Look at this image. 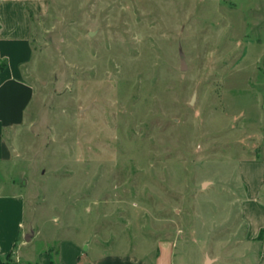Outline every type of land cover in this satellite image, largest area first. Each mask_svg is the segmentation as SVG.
<instances>
[{
	"label": "rangeland",
	"instance_id": "rangeland-1",
	"mask_svg": "<svg viewBox=\"0 0 264 264\" xmlns=\"http://www.w3.org/2000/svg\"><path fill=\"white\" fill-rule=\"evenodd\" d=\"M30 42L34 94L0 172L28 248L264 255V0H47Z\"/></svg>",
	"mask_w": 264,
	"mask_h": 264
},
{
	"label": "crops",
	"instance_id": "crops-1",
	"mask_svg": "<svg viewBox=\"0 0 264 264\" xmlns=\"http://www.w3.org/2000/svg\"><path fill=\"white\" fill-rule=\"evenodd\" d=\"M46 10L47 0H0V172L2 165L18 154L14 131L24 122L34 94L33 86L25 79L26 67L33 55L32 17L43 15ZM11 178L0 173V258L9 256L20 264H50L51 249L35 254L28 248L32 234L24 230L26 202ZM258 184L261 186L262 181ZM259 208V211L264 210ZM261 227L264 229V225H254L253 232H260ZM261 252L260 249L255 264L264 260ZM53 258L56 264H171V254L164 247L160 248L154 262L149 263L129 255L95 256L89 252L87 244L82 246L70 238L59 242Z\"/></svg>",
	"mask_w": 264,
	"mask_h": 264
},
{
	"label": "trees",
	"instance_id": "trees-1",
	"mask_svg": "<svg viewBox=\"0 0 264 264\" xmlns=\"http://www.w3.org/2000/svg\"><path fill=\"white\" fill-rule=\"evenodd\" d=\"M259 241H262V232L260 231L258 234ZM5 261V262H4ZM0 264H20L19 262H16L14 260H12L9 256L5 258V260H2L0 258ZM50 264H54V262L51 260Z\"/></svg>",
	"mask_w": 264,
	"mask_h": 264
}]
</instances>
